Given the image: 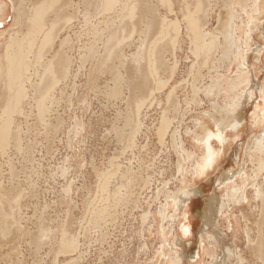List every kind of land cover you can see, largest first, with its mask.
<instances>
[{"label":"rangeland","instance_id":"1","mask_svg":"<svg viewBox=\"0 0 264 264\" xmlns=\"http://www.w3.org/2000/svg\"><path fill=\"white\" fill-rule=\"evenodd\" d=\"M35 1L10 4L9 22L0 28L3 71L4 46L10 35L21 39L32 28L27 17ZM67 1L64 11L41 19L50 43L34 42L24 59V96L18 110L7 114L11 121L0 145V264H191L188 255H199L198 264H264V225L257 224L264 200V152L253 142L264 135V122L249 126L240 138L228 128L235 116L253 124L254 112L264 106V6L257 8L254 0H242L243 5L240 0H191L197 19L207 5L201 29L210 33L207 43L219 42L198 57L181 20L182 0H172L173 11L165 5L152 8L153 22L166 16L179 28L167 32L166 41L175 38L176 47L173 57L171 49L165 54L166 68L158 77L166 81L176 62L174 74L147 97L155 86L146 51L156 32L145 38L141 33L145 10L134 11L130 19L119 5L104 11L101 0ZM196 1L202 5L194 9ZM18 6L27 14L16 25ZM142 44L138 64L135 55ZM57 51L69 61L62 75L53 66L57 82L52 86L47 70ZM7 84L0 77L4 117L7 95L15 92ZM42 96L47 99L39 121L36 102ZM204 128L221 129L232 142L225 140L223 161L199 182L194 169L202 145L193 140L203 138ZM16 138L20 149L14 147ZM212 142L214 150L220 149ZM227 174L235 175L229 180ZM196 188L203 196L182 199ZM243 191L246 200L240 202ZM207 206L209 220L201 224L195 215L207 212ZM189 224L192 231L184 234ZM69 237L74 248L64 252L61 241Z\"/></svg>","mask_w":264,"mask_h":264},{"label":"bare ground","instance_id":"2","mask_svg":"<svg viewBox=\"0 0 264 264\" xmlns=\"http://www.w3.org/2000/svg\"><path fill=\"white\" fill-rule=\"evenodd\" d=\"M24 1H26V0H20V3H19L20 7H23L22 2H24ZM60 1L61 0H37V1H35V4H33L31 6L32 7L31 14H29L27 17L28 25L30 24V26H32V28L29 29L26 36L21 38V39H17L15 37L16 34L14 36L10 35L8 42H6V44L4 46V53L1 57V59L4 60L3 66H4L5 70L4 71L2 70V63H0V77H3L4 80L8 83L7 89L9 91L12 90V88L15 91L13 94L10 93L9 95H7L9 97V102L7 103L6 107L3 110V114H5V115H7L9 112L14 113L15 111H17L19 102H20L21 98L24 96L22 93V90H21V88H22L21 84H22V81H24L23 77L25 75L24 71L27 67L26 66L27 62L24 63V61H25L24 59L31 52L33 45H34V42L37 40L38 43L40 44V41H41L42 46L43 45L45 46V45L50 43L51 39H49L50 35H48V33L50 34V31L45 32V30L43 28V23L41 24V19L47 13H54L55 15H56V12L61 13L62 10L64 11L69 6L67 0H62V3H60ZM203 1L205 4L208 2V0H203ZM11 2H12V0H0V28H3L6 24L7 16L10 13ZM101 2H102V5H103L102 7H103L104 11L112 10V8L115 5H119L121 7V9H124V10L126 9L127 10V16L130 17V19L133 18V12L134 11H136L135 14H137L138 10H140V9L145 10L144 16H142L141 19L139 20V23H142V25L144 26V29H142L141 33L143 34V36L145 38V36H147V34L150 31L155 30V32H156L154 34V37L151 38L149 46H148V50L146 51V69L148 71V74L151 76V78H154L153 83L155 86L153 88V90L150 91V94L147 95V97L151 96L153 94V92H156V90L163 89L165 87V85H167V82H169L168 79L169 80L171 79L172 75L174 74L175 68H176L175 67L176 62H174V64L169 69L168 79L166 81H162L159 79L158 71L160 69L166 68L165 54L168 52L169 49H171L170 54L173 57V53L175 52V51L173 52V50H175L174 48L176 47L175 38L174 39L170 38L171 40L168 39L169 42L166 41V39L169 37V35H167L168 34L167 32H170L169 28H172L173 32H175V31L178 32L179 26H178L177 21L170 22V21L165 20L166 16L162 17V18L160 17L159 20H155L154 22H153V17H151V16H153V13H154L152 8H154L155 6L157 7L158 5H160V6L165 5L166 8L169 7L168 10L171 11L172 10L171 9L172 0H101ZM190 2H191V0H182L181 4L179 3L181 6L180 10L183 11L181 20H182V23L185 24L184 28L188 32V35L190 36V44L192 46L191 52H192V54H195V56L197 55L196 57H198L199 53H202V52L205 53L207 51V49H209L208 47L213 46L212 45L213 43L212 44L210 42L207 43V40H206L207 38L205 39L206 36L209 37L210 33H204V31H202V29H201V26H202L201 22H203L205 20V14H206L205 11L207 12L208 8L205 9V7L207 6V5H205L203 7L201 17L199 19H197V18H195V13L198 11V9H196V7L197 8L200 7L202 5V3H201L202 1L201 2L200 1L195 2L194 9H196V12H194V11L191 12L190 6H189ZM230 2H231L230 0H225V3H230ZM57 3H60L61 5H58V7H57L58 9L56 11L54 8H55V5ZM238 3L243 5L242 0H240ZM253 3L255 6H257V8L260 4L262 6H264V0H254ZM19 6H18V10L15 9V15L13 17V22L16 23V25L21 24V18L24 19L26 17V14H27V13H25L24 8L20 9ZM228 8H229V11H228L229 14L232 15L233 12L231 11L232 10L231 4L228 6ZM230 8H231V10H230ZM257 11H258V9H257ZM59 13H57V14H59ZM258 14H259V11H258ZM142 19L145 20L146 23L143 22ZM7 22H9V20H7ZM25 24H26V22H25ZM131 27L133 28L134 25H131ZM252 29H253V27H252ZM250 32L253 34L256 31L251 30ZM40 35L43 36L42 39H41ZM166 35L168 37H166ZM223 35L228 36L229 34L225 32V33H223ZM211 36H212V34H211ZM209 39H211V38H209ZM212 41H213V39H212ZM144 42H145V39H144ZM218 44H219V42H218ZM218 44L215 45V43H214V46H217ZM143 47H144V44L140 45L138 47L137 51L140 50L141 53L140 54L136 53V55H135V61L138 62V64L141 63V59L143 56V51H142ZM213 47H212V49H214ZM256 48L258 49L257 53L261 54V52L263 51V50H261V47L257 45ZM209 51H210V49H209ZM213 51L214 50H212V52ZM224 51L226 53V50H224ZM88 52H89V50H88ZM212 52H210V53H212ZM253 52H255V50H253ZM86 53H87V51L85 52V58L87 56ZM207 53H209V52H207ZM207 53L204 55H209ZM225 53H223V54L226 55ZM214 54H213V57H214ZM65 55H64V53L57 51L54 60L52 61V63L51 62L49 63L51 65L49 66L47 72L50 74L51 78H48V81H49V83L51 82L52 86H54L56 84L57 78L55 75H53L51 73V70H52L53 66L55 65L56 70H57V74H59V75L63 74L65 64L69 61L68 57ZM211 56H212V54H211ZM207 58L210 59L209 56H207ZM219 58H220V56H219ZM205 59H206V56H205ZM54 61H55V63H54ZM247 63H248V61H247ZM205 65H207V63ZM241 78L243 79V76ZM241 78H239V80ZM242 79H241V81H242ZM238 82H235V83L238 84ZM144 84L146 87L147 81L146 82L144 81ZM251 88H253V86H251ZM173 89L174 88H172V90ZM258 90H259V88H258ZM172 92L174 93V91H172ZM170 93L167 97H171ZM260 93L262 94L263 100H264V89L260 88ZM46 99H47L46 96H44V97L42 96L36 102L37 109H38V119H40L39 121H42L43 113L45 111L44 110V104H45ZM168 99H170V98H168ZM150 100H151V98H150ZM136 109L138 110L139 107L137 106ZM8 116L9 115H7L5 117L0 116V145L5 143L4 135L6 134L5 132L7 130L6 122L11 121L10 117H8ZM254 116H255V118H252V119L250 118L251 122H253V124H250V122H249L250 120H248V119L246 120L242 117L237 118V116H235V121L230 123L229 124L230 126L228 125V128H230L232 131L235 130L234 133L239 138L242 137V135L247 132V128H249V126H253V127L256 125L258 126L259 124L264 122V106L261 107L258 111L254 112ZM251 117H253V114ZM163 121L164 120H162V122ZM219 127H217V128H219ZM206 128H204V129L206 130ZM54 130H55V126H52L49 128L48 131L50 132V131H54ZM163 130L164 129H162V131ZM210 130L209 129L206 130L202 139L198 138L199 135H197L198 137L193 140L194 142L197 141V142L201 143V145H202V147H201L202 156H201L200 161L198 160V162L196 163V166L194 169L195 170V172H194L195 177L199 179L198 180L199 182L203 181L205 179V177L209 175V173H210L209 171H211L212 168L215 167V165L217 166L219 164V162L223 161L221 158L223 157L222 156L224 153L223 150L226 149V148L223 149V147H225V145L227 144L228 141H229V143L232 142V141L230 142V140H228L226 137H224L222 135L221 129L219 132H216V133L211 132ZM162 131H160V132H162ZM162 135H163V133H162ZM244 135H246V134H244ZM213 139L217 143H219L220 149L214 150V148L211 147V142ZM254 139L255 138H251L250 140L253 141ZM17 140L18 139L16 138L14 147L20 149V144L16 142ZM225 140L226 141L228 140V141L226 142ZM238 140H235V142H237ZM253 142H254L255 148L264 152V135L262 136V138L254 140ZM256 144H257V146H256ZM227 147H229V146H227ZM234 175L235 174H227V178H229V180H231V178H233ZM216 183L218 184L219 181H216ZM217 187H219V186H216V188ZM199 193H201L200 190H198L197 188L193 189L190 191V194H189V192H188V194H183L182 199L184 201L189 200V202H191L192 201L191 198H194L197 196H199V197L203 196V194H199ZM243 193H244V191L241 193V196L239 198L240 200L238 199L240 202L246 200ZM256 194H257V196L258 195L260 196L261 192L259 189L256 190ZM179 200H181V198ZM183 200H181V202H183ZM261 201H262L261 202L262 205L259 207V214H260L259 217H261L262 219H261V222H260V220H258L257 224L259 227H261V225H264V200L261 199ZM102 212H103V210H102ZM102 212H101V210L99 212H97L96 217L101 216ZM104 212H105V210H104ZM209 212H211V208H209V206H207V212H199L198 214L195 215V218H197V216H199V220H201V224H205V222H207V220H209V218H207V214H209ZM191 231H192V226H190V224L183 228L184 234H190ZM261 241H262V238L258 239L257 244L259 245L261 243ZM73 248H74V244H73L72 239L70 237H69L68 241H65L62 238L61 250H63L64 252L65 251L70 252ZM203 253H204V251H203ZM229 254H231V256H233V246H231V244H229ZM200 257H201V255H200ZM187 258L189 259V262H191V264H198L197 259L199 258V255H197L195 258L190 257L188 255ZM223 264H225V260H223Z\"/></svg>","mask_w":264,"mask_h":264}]
</instances>
